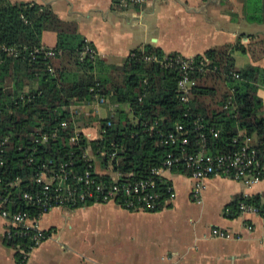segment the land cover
Segmentation results:
<instances>
[{
    "label": "trees",
    "instance_id": "1",
    "mask_svg": "<svg viewBox=\"0 0 264 264\" xmlns=\"http://www.w3.org/2000/svg\"><path fill=\"white\" fill-rule=\"evenodd\" d=\"M127 1L123 8L143 4ZM115 2L119 5L120 0ZM44 32L56 34L54 48L42 45ZM236 52L260 60L264 38L248 46L212 48L191 59L195 69L189 73L191 86L183 101L178 93L183 74L164 67L166 55L160 49L137 48L120 65H110L78 34L76 24L60 20L49 6L0 0V195L6 199L2 209L25 213L37 222L43 212L28 204L23 194L41 197L38 176L52 178L51 198L59 182L65 190H82L77 178L86 172L105 189L113 181L119 185L152 181L148 192L162 202L169 197L171 184L153 170L161 168L169 154L228 155L251 139L255 142L249 145L263 150L264 104L259 96L263 80L252 66L236 67ZM151 56L157 61L146 60ZM167 56L184 59L176 53ZM98 106L106 109L107 118L95 113ZM177 126L182 130L176 134ZM82 128L96 129L97 139L89 140ZM169 135L177 141L164 145ZM182 139L187 140L184 146ZM62 166L65 180L58 178ZM97 167L108 169L116 179L97 173ZM171 172L189 174L182 165ZM93 204L78 200L64 209ZM240 204L263 212L264 194L235 197L224 216L237 217ZM12 232L15 236L5 243L15 250L17 264H25L36 246L29 240L33 232L27 237H20L18 229ZM43 234L45 240L49 233Z\"/></svg>",
    "mask_w": 264,
    "mask_h": 264
},
{
    "label": "crops",
    "instance_id": "2",
    "mask_svg": "<svg viewBox=\"0 0 264 264\" xmlns=\"http://www.w3.org/2000/svg\"><path fill=\"white\" fill-rule=\"evenodd\" d=\"M9 2L49 6L60 20L76 24L78 34L110 65H120L132 50L145 46L193 59L212 48L248 46L264 38V0H146L138 8H123L115 0ZM52 34L41 37L49 49L56 45ZM233 56L236 67L259 70L264 85V57ZM259 96L264 104V88ZM80 131L89 140L98 137L94 128ZM96 172L116 179L108 169ZM162 177L171 184L172 200L158 212L105 203L42 215L36 226L49 236L30 251L25 264H264V219L224 216L235 197L264 194V177L250 188L224 176L211 177L204 181L201 204L191 198L189 175ZM6 228L0 217V264H17L15 250L5 243Z\"/></svg>",
    "mask_w": 264,
    "mask_h": 264
},
{
    "label": "built area",
    "instance_id": "3",
    "mask_svg": "<svg viewBox=\"0 0 264 264\" xmlns=\"http://www.w3.org/2000/svg\"><path fill=\"white\" fill-rule=\"evenodd\" d=\"M130 1L132 4L145 2V0ZM128 5L127 0H120L119 2V6L121 7H126ZM4 51L10 56L17 55L12 49H4ZM88 52L90 53V51ZM47 55H51V53ZM146 60L157 61L155 56L147 57ZM162 64L166 68L175 67L182 72V78L178 81V93L182 95L181 100L185 101V95L188 93L191 86L189 73L195 69L193 61L191 59H181L179 57L170 58L166 55L162 59ZM61 126L64 127L65 124L62 123ZM181 130L182 128L177 126L175 133L177 134ZM176 141L177 137L169 135L167 139L163 141V144H174ZM186 143V139L181 140L182 146L186 145ZM233 143H236V141L233 140ZM178 165H182L185 170H188V175L193 181L191 198L194 203L201 204L204 181L211 177L224 176L239 181L248 188L259 184L264 177V149L260 151L245 143L241 145L237 151L228 155L211 156L200 152L197 154H188L183 158H179L169 154L163 166L153 170V174L159 177L163 176L165 173H170L173 167ZM59 173V180H65L63 166L60 167ZM51 181L52 178H48L47 175L41 174L36 179V182L43 186L41 197L38 195L33 196L28 193L23 194V199L26 200L28 204L38 206L42 210L43 215L56 208H64L68 205L73 206L78 200L80 202L92 200L94 204L118 203L117 205L129 211L147 212H154L160 205L166 207L172 200L171 187H168L169 197L159 202L158 195L148 192L149 189L154 187L152 181L143 180L128 185H119L117 181H113L112 185L105 189L103 186L97 184L88 172L77 178V181L83 185L82 190L77 191L70 187L65 190V187L59 182L57 188L52 191V196L50 198L48 192ZM5 203L6 199L0 195V217L7 223L4 236L5 239L9 240L13 235L15 236L12 229H18V235L20 237H27L29 232L32 231L33 235L30 236L29 240L35 245L41 243L44 240V234L43 231L38 229L36 222L31 221L25 213L18 212L12 214L8 210L2 209ZM239 212L242 215L252 214L264 219V211L260 212L256 207L240 204ZM251 228V226L246 225L247 230ZM219 237L229 238L230 236L220 233Z\"/></svg>",
    "mask_w": 264,
    "mask_h": 264
},
{
    "label": "rangeland",
    "instance_id": "4",
    "mask_svg": "<svg viewBox=\"0 0 264 264\" xmlns=\"http://www.w3.org/2000/svg\"><path fill=\"white\" fill-rule=\"evenodd\" d=\"M52 33L53 32H49V35H53ZM97 110H98V114L97 115H98L99 118H101V119L107 118L108 112L106 111L105 108L98 106L97 107ZM96 170H99V168L96 169Z\"/></svg>",
    "mask_w": 264,
    "mask_h": 264
}]
</instances>
